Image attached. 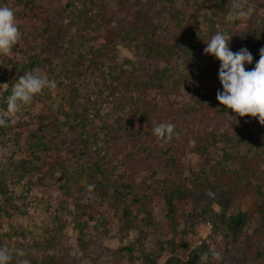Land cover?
<instances>
[{"label": "trees", "instance_id": "trees-1", "mask_svg": "<svg viewBox=\"0 0 264 264\" xmlns=\"http://www.w3.org/2000/svg\"><path fill=\"white\" fill-rule=\"evenodd\" d=\"M43 1L65 3L51 11L44 8ZM243 2L245 10L254 9L247 18L232 15V0H0V5L15 10L16 18L28 17L44 24L42 28L19 25L21 40L31 48L17 44L10 56L3 57L0 79L8 87L0 97V114L6 112V98L19 77L33 70L43 72L48 78L52 76L56 88L44 89L32 103L53 94L61 98L65 117L72 118L76 123L73 128H81L86 135L79 143V157L99 146L100 139L105 140L99 146L104 151L100 158L107 156L96 159L77 176H70L56 158L49 165L41 155L50 150L54 157L46 141L53 121L40 118L39 127L27 141L30 154L11 158L5 163L6 170L0 167V210L4 211L0 220L9 223L13 217L6 207L26 213L15 202L7 173L14 184H21L38 173L45 179L60 166L66 176L59 184L65 196L60 208L69 211L74 205L72 222L84 251L90 247L92 228L102 227L111 237L137 229L140 236L135 244L112 252L113 264L117 255L127 264H226L223 257L230 259L229 264H264V125L258 118L240 117L219 103L216 94L223 91L218 75L221 62L204 53L206 43L217 32L231 34L230 49H248L253 62L245 68H254L264 48V0ZM121 48L131 56L122 55ZM104 104L111 107V113H102ZM25 119L22 115L20 124L9 119L8 126L0 127V144L12 138L17 141L14 137L19 134L14 131L23 127ZM161 122L175 125L173 138L167 143L152 132ZM94 124L97 127L93 128ZM181 141L185 145L193 142L191 152L206 161L214 150H220L217 167H211L216 182L211 183L210 175L201 172L209 181L208 188L204 187L202 174L189 165L185 169L190 176L181 174L175 182L165 179L160 188L139 198L133 181L135 163L153 172L160 158L176 166ZM109 149L113 157H108ZM119 164L123 172L116 171ZM84 187L96 193L99 201L83 204L75 188L81 192ZM193 191L202 200L200 219L211 230L183 258L177 251L187 244L177 242L181 227L178 214L192 199ZM242 199L257 203V216L250 217L242 208L228 213ZM107 203L115 214L122 215L110 217ZM136 204L143 207L138 213ZM154 206L163 220H156ZM162 221L168 224L172 238L155 234L146 247L142 229L157 228ZM111 222L118 225L116 234H112ZM66 226L62 214L57 213L44 239L27 244L22 253L11 252L10 264H80L58 252ZM4 237L12 240L26 234L11 229ZM0 248L5 246L0 243ZM213 252L219 253V259ZM204 253H208L206 262L201 261Z\"/></svg>", "mask_w": 264, "mask_h": 264}, {"label": "rangeland", "instance_id": "rangeland-1", "mask_svg": "<svg viewBox=\"0 0 264 264\" xmlns=\"http://www.w3.org/2000/svg\"><path fill=\"white\" fill-rule=\"evenodd\" d=\"M42 1V0H41ZM65 1L59 3H49L43 1L42 4L44 8L54 11L60 5H63ZM17 19L18 26L22 25L23 27L30 28V26L43 27L44 24L37 20L24 18ZM29 26V27H28ZM20 30V29H19ZM22 45L28 48L25 43L21 40L18 43V46ZM33 54V53H32ZM121 54L124 56H131V54L124 48H121ZM2 55H0V75L3 74L2 70ZM48 68V67H47ZM46 68V71H47ZM52 79V76L49 78ZM61 79H63L61 77ZM66 82V81H65ZM6 82L0 79V85L5 84ZM6 89L0 88V97L3 95ZM63 102L61 98L56 97L55 94L51 98L42 96L38 100L34 101L30 105L26 106V110H20L15 117L11 118L12 122L15 124H20L19 120H22V115L25 116L24 124L22 128L16 127L14 132H18L19 136L14 138L17 140H8L6 144H0V167L6 170L5 163L8 162L11 158H21L23 153L30 154L28 149L27 141L31 139V134L35 133L40 124V118L46 120L52 118L51 123H49V129L46 133V141L52 150L53 158L49 155V152L42 153V157L49 161V165H53V159L56 158L60 163H62L65 168L70 172V176H77L79 172H82L83 168L90 166L93 161L107 159V156H103L104 159L100 157L104 154V151L99 147L105 140L100 139L99 146H93L91 149H88L86 156L79 157V143L83 140L86 135L82 133L81 128H73L76 123L72 118H66L64 115ZM103 114L111 113V107L107 104H104L101 107ZM1 113H5L2 112ZM101 124L99 123L98 126ZM97 127L96 124L93 125V128ZM102 138V137H100ZM178 138L181 137L178 135ZM193 142L189 145H185L182 141L180 142L179 147L181 148L178 158V166L167 165L165 159L162 158L157 161L155 171L152 169H145L141 167L139 162H136L134 165L135 174L133 176V181L135 182L136 195L139 198H142L150 194L153 188H160L161 182L165 179H170L171 181H178L181 174L183 177L190 176V172L185 169L187 166L195 167V172L202 174L204 171L210 176V182H216V175L211 171L212 168L217 167V159L219 158L221 152L220 150L213 151L210 155V160L206 161L205 159L193 154L191 148ZM184 148V151H183ZM113 150L109 149L107 152L108 157L112 156ZM115 160V159H114ZM117 163V161H115ZM44 168V167H43ZM60 166H56L55 171L44 176L43 173H38L33 176H29L21 184H14L10 180V175L7 173L8 185L14 190V197L16 204L22 210H26L25 214L17 213L11 207H6L9 211L13 213V217L9 223H4L0 220V243H2L5 248H8L11 252L22 253L23 247L27 244L32 243L33 241H42L44 239L46 231L50 230L55 224V216L57 213H61L67 226L65 227L62 234V244L58 252L60 255H63L67 258H72L80 264H113L112 261V252L119 250L120 247L133 245L140 236V231L137 229H131L128 233H123V237L117 233V235L106 236L103 232V228L99 227L98 229L92 228L91 231V244L87 250H82L78 244V233L74 229V224L72 222V213L74 212V205L69 206V211H62L60 208V201L65 198L63 191L60 190L59 184H62L66 180V176L62 174ZM124 167L119 164L117 165L116 171L123 172ZM202 172V173H201ZM213 174V176H212ZM118 176L115 173V177ZM202 183L205 184L204 187L208 188L209 181L207 183L204 180V175L202 174ZM56 182L58 184H56ZM71 185V181L68 182ZM149 188H151L149 190ZM76 194L81 199V202L85 205L91 204L93 202H98L99 197L96 193L92 192L89 187H84L81 192L79 189L75 188ZM153 195V194H151ZM192 199L188 202V205L182 207V211L179 212L178 216L180 217L181 227L179 229L180 234L177 238L178 243H186L185 249H178L177 253L186 258L188 253L196 245L200 244L206 237L209 235L211 227L208 223H203L200 219V208L202 206V200L197 191L192 192ZM144 200V199H143ZM130 201V200H129ZM146 200H144L145 202ZM143 202V203H144ZM105 206L107 214L112 217V215H117L118 217L122 215V212L115 214L114 208L109 206L108 203ZM0 206H3L2 200L0 199ZM5 208V207H4ZM140 208V209H139ZM156 211V220L162 215H157L158 207L154 206ZM216 210H220V206L214 205ZM238 208L248 210L250 217L257 216L258 206L255 202L245 201L242 199L237 202V208L230 210L228 213L237 212ZM138 204L135 205V213L142 210ZM4 211L0 210L2 215ZM142 216V215H141ZM255 220L253 223L255 224ZM258 222L256 223V225ZM94 223H91L93 226ZM110 228L112 229V234H116L118 225L115 222L110 223ZM11 229L17 230L18 232L23 231L26 234V237H14L12 240L6 239L4 234ZM142 230L146 232V237H144L146 247L149 246L148 241L150 238H153L155 234H162L164 238H172L171 231L168 227V224L165 221H162L156 227H144ZM116 254V253H115ZM169 256V253H166V256ZM166 256L160 260L164 262ZM119 255L116 256V264H127L125 261L120 259ZM226 260V264H229L230 259L228 257H223ZM22 264V261L20 262ZM140 264V263H138Z\"/></svg>", "mask_w": 264, "mask_h": 264}, {"label": "clouds", "instance_id": "clouds-1", "mask_svg": "<svg viewBox=\"0 0 264 264\" xmlns=\"http://www.w3.org/2000/svg\"><path fill=\"white\" fill-rule=\"evenodd\" d=\"M232 15L247 18L254 11L248 7L245 10L243 0H232ZM22 39L15 10L8 5H0V55L10 56L12 49ZM231 34L217 32L206 43V55H212L219 60V80L223 91H217L219 103L240 117L251 116L258 118L264 125V48L260 49V58L254 68L247 70L245 64H252L253 56L246 48L233 52L229 47ZM8 84L0 85L7 89ZM55 89V80L40 71H29L17 79L12 86L11 94L6 98L7 109L0 114V127H6L7 121L16 116L24 105H30L33 97L41 94L44 89ZM175 125L161 122L152 128L153 135L167 143L174 135ZM213 257L219 259V253L213 252ZM12 253L8 248H0V264H10ZM208 260V253L201 256V261ZM22 264H28L23 261Z\"/></svg>", "mask_w": 264, "mask_h": 264}]
</instances>
